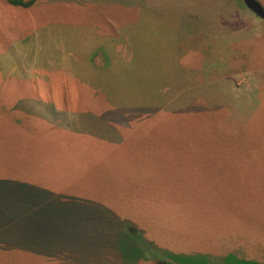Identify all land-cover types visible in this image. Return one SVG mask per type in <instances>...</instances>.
<instances>
[{"label": "rangeland", "instance_id": "rangeland-1", "mask_svg": "<svg viewBox=\"0 0 264 264\" xmlns=\"http://www.w3.org/2000/svg\"><path fill=\"white\" fill-rule=\"evenodd\" d=\"M257 1L264 7V0ZM185 4L209 6L224 18L228 33L221 35L226 32L223 29L215 34L211 64L192 61L186 65L199 67L172 75L164 68L154 73L152 65H165L163 56L173 53L172 41L167 39L153 47L156 56L143 61L144 65L139 62L140 53L129 57V51L113 65V82L123 93L105 95L113 100L111 109L100 95L82 85L80 90L87 92L92 107L85 103L86 98L84 103L92 115L125 127L122 143L107 153L109 145L97 142L94 136L85 138L78 130L58 131L47 142L44 138L52 134L48 130H56V126L43 128L48 129L44 137L41 124L45 122L26 118L13 108L19 96L33 97L31 85L42 86L35 78L21 76L29 72L24 64L46 60L41 42L45 30L31 29L33 23H48L55 37L75 48L80 40L96 37L94 29L91 32L75 23L83 18L101 23L106 15L89 8L81 18L75 6L69 9L54 0L27 11L0 0V66L13 73L6 83L0 76V157L13 159L24 149V153L30 152L26 156L30 162L31 157L47 158L49 167L35 178H45L47 188L56 186L54 193L61 201L74 199L81 205L103 207L111 217L91 234L80 229V240L64 237L59 231L64 245L76 250L56 258L59 264H131L120 249L128 244L127 238L137 241L143 250L144 259L136 264H234L237 260L264 264V21L243 0H177V5ZM110 13L123 20L121 11ZM8 22L16 23L17 28H5ZM23 24L30 29L20 36ZM243 32L253 38L241 42L238 34ZM11 35L18 40H9ZM202 44L206 46L208 41ZM11 64L16 66L10 68ZM206 65L219 67L207 70ZM148 68L150 78L138 74ZM44 86L39 95L46 101L53 95H48V85ZM81 99L78 106L82 108ZM141 101L157 107L121 108L124 102L135 105ZM99 103L102 106L98 107ZM104 113L109 117H103ZM9 165L14 179L30 169L14 165V161ZM16 182L22 184L21 179ZM50 230L34 222L27 224L18 232L16 246L7 245V251L0 247V264H30L28 241L50 240L56 234ZM165 251L199 256L207 262H173L164 256Z\"/></svg>", "mask_w": 264, "mask_h": 264}, {"label": "crops", "instance_id": "crops-1", "mask_svg": "<svg viewBox=\"0 0 264 264\" xmlns=\"http://www.w3.org/2000/svg\"><path fill=\"white\" fill-rule=\"evenodd\" d=\"M44 1L47 0H37L30 8L12 5L11 7L27 11ZM54 1L68 6L69 9L75 6L76 13L81 18L86 15L89 8H95L101 15H106V18L101 23H90L88 22L90 20H84V18L78 24L74 22L77 27L85 30H91L92 32L94 29L96 34L94 38L90 37L80 40L75 48H70L65 40L55 37L48 23H43V25L33 23L31 27L34 30L39 27L45 30V38L41 42L44 43V58L46 57V60L44 63L37 61L25 62L26 64L23 67L29 69V72L27 75L21 76L23 78H35L38 86L40 85L39 81L42 82V86L35 88L29 82L32 86L33 97H29V95L19 96L15 100L13 108L15 106L14 109L23 112L26 118L32 120L33 117H36L45 122V124H41L43 136L45 137L46 132L52 131L51 135L44 138L47 142L61 131L69 133L70 131L78 130L85 138L94 136L97 142H101L105 146L109 145L107 153L114 152L115 148L123 141L122 133H124L123 129L125 127L119 122L115 124L109 123L110 119L104 121L100 116L92 115V109L87 106H91L87 100V92L83 93L80 90L82 85L90 88L94 95H100L99 98L105 101L106 108L111 109L113 100L105 95H112L113 92L118 91L123 93L119 87H116L112 77L115 71L113 65L124 58L126 51H129L130 55H127L129 57L140 53L139 62L144 65L146 62L143 61H151L156 56V53L152 52L154 46L161 45V43L164 44L167 39L171 40L172 44L170 47H173V53L168 55L166 52L165 55L163 54V58H166V64L163 66L158 64V66H155L153 64L152 68L154 73L164 68L166 73L172 75L177 73V70L186 72L189 68L194 70V68L199 67L186 65L192 61L209 62L211 64L214 56L213 40H215V34H220L223 29H226V32H222L221 35L228 33V28H224V18L221 14L216 16L211 7L189 4L177 5V0ZM114 9L121 11V15H123L122 21L110 16V12ZM216 9L218 10V8ZM31 19L33 20L34 17ZM177 20H180V24H177ZM23 25L21 33L19 32L20 36L23 31L25 34L30 29L27 28L28 25ZM19 26L22 27V23ZM5 28H17V24L8 22ZM147 29L148 31H146ZM123 30L125 33H122ZM13 35H11L9 40H18ZM177 38L179 39L178 44ZM252 38L251 35H247L245 32L238 34V39L241 42H246V39ZM205 40L208 41L206 46L202 44ZM121 54H123L122 58L120 57ZM2 58V55H0V64ZM14 65L16 66V64H11L9 67L11 68ZM209 65H206L207 70L219 67H209ZM203 67L202 65L201 69ZM2 69L3 67L0 66V76L3 82L6 83L7 79L13 78L11 77L13 73H9L8 70L2 71ZM148 72L149 68L143 69L138 74L148 79L150 78ZM42 79L46 80L43 81ZM45 84L48 85V95H53V98L50 97L49 100L43 101L40 99L39 92L46 88ZM58 88H61V92L58 91ZM114 88H116V91L112 90ZM57 93L60 94L57 95ZM73 96L76 98L75 101H73ZM80 97L84 98L81 99L83 101L82 108L78 106ZM5 100L6 97L3 93L2 101ZM84 101L87 105H85ZM100 106H102V103H99L98 107ZM146 107L156 108L157 106L149 105L143 101L135 105L127 102L121 105V108L128 109ZM81 109L85 111H81ZM82 113L84 114L82 115ZM103 117L108 118L109 115L104 113ZM87 119L88 122H86ZM47 126L51 128L56 126L57 129L53 128L54 130L46 129V131H43V128ZM52 142L54 141L52 140ZM29 153H24L23 149V153H20L19 157H14L13 159L0 157V247L6 248L7 245L16 246L18 232L27 224L34 222L40 228L51 229L50 232H55L56 234L50 236L51 239L47 241L38 239L28 241L27 244L32 249L31 254H28L30 264H59L55 262L56 258L65 254H73L76 251L69 244L66 243L64 245L63 239L59 237V231L62 232L64 237H73L76 240H80L83 238L80 237V229H84L86 234H91L95 227L97 229L103 228V223H107L111 217L103 207L93 204L81 205L74 199L68 200V202L61 201V198L54 193L56 186L51 185L50 188H47L44 185L45 178L39 180L34 177L36 173L49 167L47 158L31 157L32 162H30L29 157H26ZM86 157L88 156H83L82 159ZM20 160L25 162H20ZM12 161H14V165L22 164L30 169L26 168L25 171H21L18 177L16 176L14 179V174L9 173V163ZM19 179H21L22 184L16 182ZM65 186L67 185L65 184ZM45 188L49 191L46 192ZM59 189L62 191V186ZM57 192L59 193L58 189ZM15 204L20 205V208L18 209ZM96 221L99 224L96 223V226L95 224L92 227L89 226ZM11 230H14V233H9ZM100 246L102 245L100 244ZM5 251H7V248Z\"/></svg>", "mask_w": 264, "mask_h": 264}, {"label": "trees", "instance_id": "trees-1", "mask_svg": "<svg viewBox=\"0 0 264 264\" xmlns=\"http://www.w3.org/2000/svg\"><path fill=\"white\" fill-rule=\"evenodd\" d=\"M36 1L37 0H6L8 4L12 6H16V7H22V8L32 7L36 3ZM188 109H190V107H188ZM0 118L3 119L2 117ZM126 242L128 243L127 245L120 247L122 256L126 261H128L131 264H136L138 260L144 259L143 250L137 246L138 244L137 241L128 240L127 238ZM131 253H136V255L135 256L131 255ZM164 253H165L164 256L173 262H183V263H187V262H197V263L204 262L205 263L207 262L202 257H199V256H196L194 258V257H186L184 255H176V254H173L167 251H165ZM130 255L132 257H130ZM234 264H257V263L242 262V261H240L239 263L237 260V262H234Z\"/></svg>", "mask_w": 264, "mask_h": 264}, {"label": "water", "instance_id": "water-1", "mask_svg": "<svg viewBox=\"0 0 264 264\" xmlns=\"http://www.w3.org/2000/svg\"><path fill=\"white\" fill-rule=\"evenodd\" d=\"M245 6L254 13L258 18L264 21V7L263 5L257 1V0H243ZM159 264H173V263H167L162 262Z\"/></svg>", "mask_w": 264, "mask_h": 264}]
</instances>
